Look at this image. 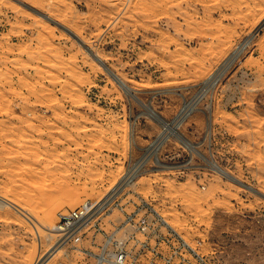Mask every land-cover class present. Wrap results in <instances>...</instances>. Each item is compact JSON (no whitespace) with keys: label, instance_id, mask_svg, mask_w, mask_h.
Instances as JSON below:
<instances>
[{"label":"rangeland","instance_id":"rangeland-1","mask_svg":"<svg viewBox=\"0 0 264 264\" xmlns=\"http://www.w3.org/2000/svg\"><path fill=\"white\" fill-rule=\"evenodd\" d=\"M21 1L0 0V264L49 254L46 215L110 197L130 155L135 190L213 264H264V0ZM162 119L158 159L183 166L158 172Z\"/></svg>","mask_w":264,"mask_h":264},{"label":"built area","instance_id":"built-area-1","mask_svg":"<svg viewBox=\"0 0 264 264\" xmlns=\"http://www.w3.org/2000/svg\"><path fill=\"white\" fill-rule=\"evenodd\" d=\"M157 141L144 153L154 164ZM146 165V160L130 155L116 183L121 188L118 195L114 196L117 189L102 201L112 187L100 200H87L58 214L55 235L63 255L70 253L77 264H213L135 190Z\"/></svg>","mask_w":264,"mask_h":264},{"label":"bare ground","instance_id":"bare-ground-1","mask_svg":"<svg viewBox=\"0 0 264 264\" xmlns=\"http://www.w3.org/2000/svg\"><path fill=\"white\" fill-rule=\"evenodd\" d=\"M18 2H20L21 4H24L25 6H27V4H25V2L21 1V0H16ZM29 1V0H28ZM30 2L32 3V5H38V0H30ZM29 5V4H28ZM39 6V5H38ZM28 9H32L35 11V7L34 8H31L29 6H27ZM33 7V6H32ZM37 12V10H36ZM41 16V15H40ZM42 18H46L44 17V15H42ZM46 20V19H45ZM51 20V19H50ZM249 44V41L246 43V45L243 47L242 50L245 49V47ZM90 52L92 50L88 49ZM92 55H96L94 52H91ZM95 59V58H94ZM97 62L102 65L104 67V69L108 72V74H110V76L114 79V81L129 95H132L134 98H135V95L133 94V89L131 87H129L118 75L114 74V72H112L111 70L107 69V67L104 66L101 58L99 57H96ZM137 100V99H136ZM143 107H144V110L145 113L148 117L154 119L156 117H158L157 113H156V109L154 110L149 104H143ZM154 107V106H153ZM189 110V109H187ZM186 109H183L182 110V114L185 113ZM191 111V109H190ZM187 113V111H186ZM184 114L183 117H181L178 121V124H181L182 122H184V120L188 117L189 113L187 114ZM161 116V115H159ZM157 120V119H156ZM160 121V120H159ZM162 121V125H163V128L165 129L164 131L165 134H167L166 136H164V138L159 142V139L157 141V145L159 143V146L158 147H161L165 141L169 138V135L171 134V128H175L173 125L176 124L177 125V120L175 119L174 122L172 123H169V122H166V121H163V119L161 120ZM207 132L208 134L211 132V118H209L208 120V125H207ZM164 133L160 136L163 137ZM171 135H174L176 136V134H171ZM181 135V134H180ZM180 141L179 143L181 145H183L184 147L188 148L189 150H191L194 154H199L200 155V152L198 150V146L193 144L191 141H189L187 138L183 137L182 135L178 138ZM157 147V146H156ZM156 149V148H155ZM157 151V149H156ZM201 156V155H200ZM202 158L205 160V162L207 163L208 167L215 171L216 173H218L219 175L221 176H225L226 178H228L229 180H231L232 182H235L241 186H244L248 189H250L251 191H255L253 188H251L250 186H247V185H244L242 182L236 180L235 178L231 177L227 171H225L224 169H222V167H220L217 163L215 162H212L211 160H209L208 158H206L205 156L202 155ZM154 161H155V164L157 165L156 168H155V171H168V170H175V169H178V168H181L183 165H176V164H165L163 162H161L159 159H158V153L155 152L154 150ZM188 167V166H187ZM190 167V166H189ZM119 185L120 183H118V185L116 186V188L113 190H117L118 189V192L116 194H114V196L118 195L121 191V188L119 189ZM126 185H129V184H126ZM125 187V186H124ZM257 193H259L260 195L264 196V194H262L261 192L259 191H256ZM109 195V194H108ZM109 200V197L107 198ZM106 200V199H105ZM104 200V201H105ZM75 200H70V204L71 205H74L75 203ZM102 204V202H101ZM99 204V205H101ZM54 209V208H53ZM52 211H50L46 217H45V229H46V232H47V238L49 241L51 240H54L55 238V234H56V213L54 212L55 209ZM27 219V218H26ZM28 220V219H27ZM166 221L169 223V221L166 219ZM171 224V223H170ZM58 225V224H57ZM47 240V241H48ZM52 249L50 250L49 254L45 255L43 258L39 259L38 262L36 264H45L46 262H48L50 259H53L55 257H57L58 255H60L61 253H63L61 250H60V247H59V241L56 243V244H53L52 245Z\"/></svg>","mask_w":264,"mask_h":264}]
</instances>
